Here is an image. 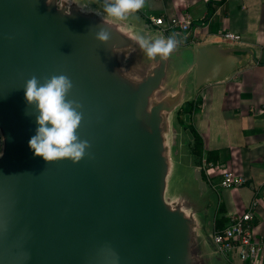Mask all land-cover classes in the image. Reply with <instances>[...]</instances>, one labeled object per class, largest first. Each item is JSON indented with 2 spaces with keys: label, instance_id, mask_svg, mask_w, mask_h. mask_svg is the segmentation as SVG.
I'll use <instances>...</instances> for the list:
<instances>
[{
  "label": "water",
  "instance_id": "95a60500",
  "mask_svg": "<svg viewBox=\"0 0 264 264\" xmlns=\"http://www.w3.org/2000/svg\"><path fill=\"white\" fill-rule=\"evenodd\" d=\"M97 10L91 0H0V264H230L213 238L220 187L193 162L187 109L253 52L196 47L195 22L160 30L130 15L105 19L103 44ZM138 35L179 43L149 58ZM59 74L83 105L77 135L91 147L79 163H48L29 147L38 125L26 81ZM177 164L186 188L170 193Z\"/></svg>",
  "mask_w": 264,
  "mask_h": 264
},
{
  "label": "crops",
  "instance_id": "0c3cea01",
  "mask_svg": "<svg viewBox=\"0 0 264 264\" xmlns=\"http://www.w3.org/2000/svg\"><path fill=\"white\" fill-rule=\"evenodd\" d=\"M91 1L103 9V0ZM185 13L201 24L194 27L196 47L222 44L253 52L226 78L205 84L186 109L203 142L201 158L191 151L193 162L200 166L209 151L218 155L217 168L204 175L211 189L220 187V169L248 177L240 187L214 189L213 227L216 223L222 226L230 214L241 213L257 199L253 235L264 243V0H146L145 6L130 16L141 26L150 24L155 29L152 17H162L166 24L182 19ZM223 31L239 34L240 40H225ZM232 264H264V246L256 262L234 256Z\"/></svg>",
  "mask_w": 264,
  "mask_h": 264
},
{
  "label": "clouds",
  "instance_id": "9594fccd",
  "mask_svg": "<svg viewBox=\"0 0 264 264\" xmlns=\"http://www.w3.org/2000/svg\"><path fill=\"white\" fill-rule=\"evenodd\" d=\"M146 0H103L102 11H94L102 25L95 33V39L108 44L112 34L105 27V19L124 20L130 14L140 11ZM81 11L83 8L79 7ZM136 42L149 58L166 59L179 43L175 36L154 39L138 35ZM74 89L73 81L64 74L44 78L43 83L33 75L26 81L24 91L27 104L36 109V134L29 140V147L45 161L55 162L69 159L79 163L91 145L77 135L83 120V105L76 99H68Z\"/></svg>",
  "mask_w": 264,
  "mask_h": 264
},
{
  "label": "built area",
  "instance_id": "2783aa9c",
  "mask_svg": "<svg viewBox=\"0 0 264 264\" xmlns=\"http://www.w3.org/2000/svg\"><path fill=\"white\" fill-rule=\"evenodd\" d=\"M151 21L160 30L169 28L187 30L192 23V16L185 13L182 19L166 24L162 17H152ZM221 36L230 42L240 40V35L231 31H223ZM200 167L205 176H209V171L217 168L214 163L206 159H202ZM219 174L221 177L218 185L222 188L233 189L248 182V177L229 169H220ZM257 205V199H253L244 211L230 214L225 224L214 228V242L230 264H232L234 256L244 262H256L263 250L264 243L253 235V219Z\"/></svg>",
  "mask_w": 264,
  "mask_h": 264
},
{
  "label": "trees",
  "instance_id": "16d2710c",
  "mask_svg": "<svg viewBox=\"0 0 264 264\" xmlns=\"http://www.w3.org/2000/svg\"><path fill=\"white\" fill-rule=\"evenodd\" d=\"M192 133L194 135V145L191 147L192 153L197 157L203 156V142L201 136L198 132L190 125ZM206 160L212 163H216L218 160V155L216 151H209L206 155ZM219 226V223H216V227Z\"/></svg>",
  "mask_w": 264,
  "mask_h": 264
},
{
  "label": "rangeland",
  "instance_id": "374dc122",
  "mask_svg": "<svg viewBox=\"0 0 264 264\" xmlns=\"http://www.w3.org/2000/svg\"><path fill=\"white\" fill-rule=\"evenodd\" d=\"M181 123H183V120L181 121ZM183 175H185V171H183L181 165L177 164L176 175L171 179L170 184H169L170 193L176 192L178 188L179 189L180 188H186V183H185L186 177H183ZM224 261L228 262L225 259H224ZM213 264H223V263H215L214 262Z\"/></svg>",
  "mask_w": 264,
  "mask_h": 264
}]
</instances>
